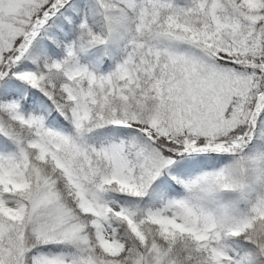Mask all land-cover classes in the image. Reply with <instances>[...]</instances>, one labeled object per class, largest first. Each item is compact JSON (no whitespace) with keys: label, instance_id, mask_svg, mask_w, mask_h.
Returning <instances> with one entry per match:
<instances>
[{"label":"snow or ice","instance_id":"obj_1","mask_svg":"<svg viewBox=\"0 0 264 264\" xmlns=\"http://www.w3.org/2000/svg\"><path fill=\"white\" fill-rule=\"evenodd\" d=\"M0 264H264V0H0Z\"/></svg>","mask_w":264,"mask_h":264}]
</instances>
